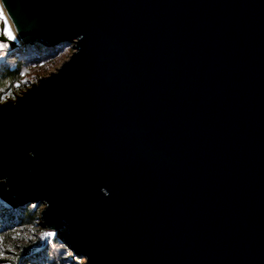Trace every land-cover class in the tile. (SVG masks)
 <instances>
[{"label": "water", "instance_id": "95a60500", "mask_svg": "<svg viewBox=\"0 0 264 264\" xmlns=\"http://www.w3.org/2000/svg\"><path fill=\"white\" fill-rule=\"evenodd\" d=\"M9 3L74 51L0 101V199L85 264H264V0Z\"/></svg>", "mask_w": 264, "mask_h": 264}, {"label": "trees", "instance_id": "16d2710c", "mask_svg": "<svg viewBox=\"0 0 264 264\" xmlns=\"http://www.w3.org/2000/svg\"><path fill=\"white\" fill-rule=\"evenodd\" d=\"M71 43L28 44L11 50L0 62V94L5 95L11 92L9 90L19 91V87L25 85L23 83L25 73L32 66L49 64L59 55L62 48ZM41 203L29 201L18 206H9L0 199V235L5 237L3 244L5 249H8L5 242L13 237L19 227L27 229L37 227L41 231L46 230L40 224ZM13 245L16 250L6 251L7 256L0 258V264H63V260L55 250L46 246L38 249L37 245L20 244L16 241Z\"/></svg>", "mask_w": 264, "mask_h": 264}, {"label": "rangeland", "instance_id": "374dc122", "mask_svg": "<svg viewBox=\"0 0 264 264\" xmlns=\"http://www.w3.org/2000/svg\"><path fill=\"white\" fill-rule=\"evenodd\" d=\"M13 50V48L10 46L6 50V54L3 56V60L5 59L6 55ZM74 51L73 43L68 44L66 47L62 48L59 55L49 64L46 65H34L32 68H30L24 75L23 83L25 85H22L19 87V91L14 92V90H9L11 92L6 93L5 95L0 94V101H6L10 99H15L18 95H22L24 91L27 90L28 87L32 86L35 83H38L41 78H44L53 72L57 71V69L61 66V64L67 60L70 55ZM44 207V203H41V209ZM50 231L45 230L41 231L37 227H31L30 229H27L25 227H19L17 228L15 234L13 236H16L15 239L13 237L5 242V245L9 248L11 246V251H15L16 247L13 245V243L16 241L20 244H31V245H37L38 249H41L42 247H47L48 249L55 250V252L59 255V257L63 260V264H85L86 258L84 256L79 255L77 252H75L74 249H71L64 243L62 238L56 235L51 238L42 239L41 234L43 232ZM19 232L21 235L17 236L16 233ZM58 242L56 243V241ZM51 241V242H49ZM40 245V246H39ZM7 256V255H6Z\"/></svg>", "mask_w": 264, "mask_h": 264}, {"label": "snow or ice", "instance_id": "6c2138e0", "mask_svg": "<svg viewBox=\"0 0 264 264\" xmlns=\"http://www.w3.org/2000/svg\"><path fill=\"white\" fill-rule=\"evenodd\" d=\"M12 17V20H10ZM13 23H19L18 20L15 19V13L12 10V7L9 3V0H0V58H2L6 54V50L10 47L9 42L17 41L18 37L16 31L13 30ZM36 207V205H33ZM17 236L21 235V233L17 232ZM56 235L53 231H46L41 234L42 239H47L54 237ZM16 236H13L15 239ZM5 237L0 235V258H6V251L11 250V246L8 249L3 247ZM51 242V241H49Z\"/></svg>", "mask_w": 264, "mask_h": 264}, {"label": "crops", "instance_id": "0c3cea01", "mask_svg": "<svg viewBox=\"0 0 264 264\" xmlns=\"http://www.w3.org/2000/svg\"><path fill=\"white\" fill-rule=\"evenodd\" d=\"M3 60V57L2 58H0V62Z\"/></svg>", "mask_w": 264, "mask_h": 264}, {"label": "built area", "instance_id": "2783aa9c", "mask_svg": "<svg viewBox=\"0 0 264 264\" xmlns=\"http://www.w3.org/2000/svg\"><path fill=\"white\" fill-rule=\"evenodd\" d=\"M10 99V98H9ZM6 100H7V98H6Z\"/></svg>", "mask_w": 264, "mask_h": 264}, {"label": "bare ground", "instance_id": "6f19581e", "mask_svg": "<svg viewBox=\"0 0 264 264\" xmlns=\"http://www.w3.org/2000/svg\"><path fill=\"white\" fill-rule=\"evenodd\" d=\"M17 41H18V39H17Z\"/></svg>", "mask_w": 264, "mask_h": 264}]
</instances>
